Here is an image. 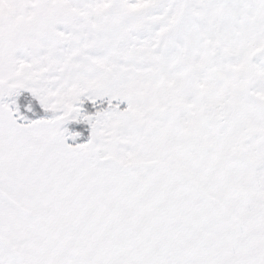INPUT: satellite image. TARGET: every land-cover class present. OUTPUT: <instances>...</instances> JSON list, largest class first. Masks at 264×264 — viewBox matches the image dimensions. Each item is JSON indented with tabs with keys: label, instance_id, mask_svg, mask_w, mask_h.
<instances>
[{
	"label": "snow or ice",
	"instance_id": "6c2138e0",
	"mask_svg": "<svg viewBox=\"0 0 264 264\" xmlns=\"http://www.w3.org/2000/svg\"><path fill=\"white\" fill-rule=\"evenodd\" d=\"M0 264H264V0H0Z\"/></svg>",
	"mask_w": 264,
	"mask_h": 264
}]
</instances>
